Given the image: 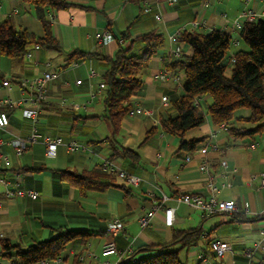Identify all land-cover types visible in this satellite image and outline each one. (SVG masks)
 <instances>
[{
    "label": "crops",
    "instance_id": "crops-1",
    "mask_svg": "<svg viewBox=\"0 0 264 264\" xmlns=\"http://www.w3.org/2000/svg\"><path fill=\"white\" fill-rule=\"evenodd\" d=\"M69 3L63 9L47 8L44 14L52 15L50 27L61 50L39 48L32 51V58L38 64L31 65L23 60L18 65L5 56H0V111L8 116V125L0 128V237L12 242L45 240L51 227L85 229L99 232L87 244L73 243L66 257L51 264H68L71 256L80 254L81 264H118L130 255L152 245L168 244L177 231L201 229L202 234L194 244L181 250L187 264H259L264 253L259 249L248 258L245 249L252 248L261 238L260 229L264 227V185L260 173L264 172V127L258 133L233 138L228 132L230 126H240V122L227 125H214L206 115L204 122L190 129L185 139L203 138L201 146L205 151L179 150L178 138L158 129L159 118L174 115L171 108H163L161 96L168 100L182 95L183 73L168 70L174 77L162 80L155 78L163 70L162 61L178 53H191L184 42L171 40L169 36L183 27L188 30L207 32L220 29L231 32L237 20L243 23L242 13L251 11L254 19L264 20V0H176L168 4L164 0H64ZM149 6V11L144 7ZM159 12L161 21L154 17ZM38 9L25 4L23 0H0V20L12 17L37 36H43V25L37 17ZM197 22L196 26L191 23ZM108 29L112 40L103 45L97 42L96 34ZM131 38L156 30L165 37L164 44L153 56L146 68L141 71L144 92L132 97L135 106L149 111L146 115H128L120 121L117 141L128 148L135 149L138 161L129 158L108 159L109 148L106 137L110 127L100 117L103 104L100 95L90 97L88 91L95 88L106 64L99 57H91L63 68L66 53L78 50L88 53L98 51L113 56L117 38L123 31ZM233 36L228 50L230 56L238 49H246L238 33ZM55 52V54H54ZM48 68L59 72L56 79L48 84L45 102L38 106V122L32 124L22 115V109L36 107L28 102L19 106L3 103L7 98L18 101L28 96L25 82L41 75ZM90 70L97 77L88 81ZM76 80H80L79 84ZM7 81L10 89L3 85ZM212 99L201 96L197 103L207 106ZM248 115L246 109H237L235 117ZM35 126L43 136H61L63 141L75 140L80 147L68 152L59 145L53 157L46 155L45 145L39 141L29 146L22 154H16L9 141L14 137H25ZM252 127V126H251ZM153 128L158 130L139 145L145 133ZM212 145H217L214 149ZM253 146V147H251ZM188 157V159H186ZM225 160L227 167L220 165ZM112 164L116 176L115 185L126 184L116 171L122 170L137 176V186H127L129 194L118 187L109 186L103 190H90L85 195L78 192L52 174L49 170L31 172L29 167L42 165L50 169L92 170ZM206 163L208 173L219 190L215 197L219 200H233L237 205L241 220L233 216L213 214L202 217L201 213L185 203H177L176 197L183 193H194L206 198L210 191L207 187L206 173L199 165ZM2 181H5L4 184ZM225 183V186H221ZM34 189L38 196L7 198L6 188ZM165 197L157 208L149 226L141 228L138 219ZM165 207H174L172 225L164 223ZM118 221L123 228L116 233L107 230L109 223ZM223 240L230 244L224 256L217 257L210 247L212 240ZM114 243L118 253L102 256L105 244ZM175 243L171 248H178ZM202 255L206 263L199 262ZM0 264H12L1 260Z\"/></svg>",
    "mask_w": 264,
    "mask_h": 264
},
{
    "label": "trees",
    "instance_id": "trees-1",
    "mask_svg": "<svg viewBox=\"0 0 264 264\" xmlns=\"http://www.w3.org/2000/svg\"><path fill=\"white\" fill-rule=\"evenodd\" d=\"M25 4L38 9L37 17L43 25V36H37L15 23L14 18L6 17L0 20V56H5L22 65L27 46L38 44L40 48L60 51L50 22L44 14L45 9L54 10L66 8L69 3L64 0H23ZM240 40L247 49H238L230 56L228 50L232 43V35L224 30L212 29L207 32L183 29L176 37L177 42H184L191 48V53L184 52L172 55L162 61L163 68L171 71L181 70L183 94L169 101V107L174 115L159 118L158 129L178 138L179 150H197L203 138L185 139V134L192 128L201 125L206 115L211 122L227 125L240 122V126L228 127L233 138H243L258 133L264 127V20H245L238 30ZM117 38V47L113 56L103 55L95 51H72L66 53L63 68L73 62L83 61L91 57H99L106 64L100 80L105 89L100 94L104 111L100 117L104 118L110 127L108 142V159L129 158L138 161L139 154L135 149L123 146L117 141L120 132V121L128 116L135 107L132 100L144 92V81L141 71L146 68L157 51L162 48L165 37L162 33L151 30L131 38L128 31ZM229 71V76L226 72ZM0 72V78H2ZM203 95L212 99L206 111L197 103ZM237 109H246L248 115L235 117ZM252 126V127H251ZM157 128L148 130L139 145L145 142ZM31 172L49 170L59 180L73 187L79 195H85L90 190H103L109 186L121 188L129 194L127 184L115 185V174L101 167V169L81 170L50 169L42 165L27 168ZM127 185V186H126ZM131 187V186H129ZM238 214L232 213L234 220H241ZM99 232L85 229H70L51 227L45 240L30 242H12L8 238L0 237V261L7 260L12 264H34L41 260L55 262L59 259L67 260L66 252L73 243L87 244L88 240ZM201 229H188L173 234L170 243L152 245L136 253L138 257L130 255L118 264H187L181 256V250L194 244L201 236ZM180 243L178 248H171ZM81 253L71 256L68 264H81ZM259 264H264V258Z\"/></svg>",
    "mask_w": 264,
    "mask_h": 264
},
{
    "label": "built area",
    "instance_id": "built-area-1",
    "mask_svg": "<svg viewBox=\"0 0 264 264\" xmlns=\"http://www.w3.org/2000/svg\"><path fill=\"white\" fill-rule=\"evenodd\" d=\"M168 4H172L176 0H164ZM150 7L145 6L144 11H149ZM155 19L157 21H161V15L159 12L155 13L154 15ZM242 17L245 18V20H252L254 19L253 13L251 11H246L242 13ZM47 20L49 22L52 21V15L46 16ZM193 26H196L197 22L191 23ZM243 23L241 21L237 20L234 24V29H232L231 32H228L232 35V38L235 33H238V30L241 28ZM186 29L182 28L181 30ZM181 30H176L172 33L169 38L171 40H176V37L178 36L179 32ZM97 42L106 45L112 40V35L108 29H104L101 32L96 34ZM234 39V38H233ZM232 39V40H233ZM119 42H122V38L119 37ZM40 47L38 44H32L27 46L25 53H24V59L27 60L31 65L38 64V61L32 58V51L38 50ZM172 52H175L178 54L177 50H172ZM78 62H73L72 65H77ZM59 75V72L55 69L48 68L47 70L43 71L41 75L34 76L30 80L25 82V86L28 91V96L26 98H22L18 101H13L10 98H7L3 103L19 106L28 102L36 103V107L33 108H24L22 109V115L32 122V124H36L38 122V106L40 103L45 102V99L47 97V90H48V84L52 82L54 79H56ZM87 78L89 83L91 80H93L95 77H97V73L94 70H90L87 74ZM174 77L168 70L163 69L156 73L155 78H159L162 80H166L168 78ZM81 81L76 80V83L79 84ZM91 84V83H90ZM3 85L7 86L10 89V85L7 81H3ZM92 85V84H91ZM105 89V84L99 79L95 85L94 89H91L88 91V94L90 97L98 96L102 94L103 90ZM160 103L163 108L169 107V100L166 96H161ZM149 111L141 108L140 106H135L132 110L129 111L128 115H146ZM8 125V116L4 111H0V128H5ZM41 141L45 145L46 149V155L48 157H53L55 155V151L59 145H63L68 152H75L79 149L80 144L75 140H70L68 142L63 141L61 136H43L41 135L35 128V126L32 127L31 131L25 136V137H14L9 141L10 146L14 149L16 154H22L24 153L30 145L37 143ZM214 149H217V145H212ZM253 147V146H251ZM198 151L204 152L205 147L200 146ZM188 159V157H186ZM220 165L223 167H227V163L225 160H221ZM114 166L112 164H108L104 166V169L108 171H115ZM199 170L202 173H206V180H207V187L210 191L209 195L204 198L201 195L194 194V193H188L183 192L179 194L176 197L177 203H185L189 205L190 207L197 209L201 216L206 218L213 214H222V215H231L232 213H235L239 211L237 205L233 200H219L215 197V193L218 192L219 188L214 182L212 175L208 173V168L206 163H201L199 165ZM119 178L123 179L125 183L129 186H137L140 178L131 174H128L122 170L116 171ZM260 181L261 185H264V172L260 173ZM4 184L5 181H2ZM221 186H225V183H222ZM4 195L7 198H22V197H29L31 199H35L38 196L37 191L34 189H22L15 186V188H6L4 190ZM165 197H162L160 201L155 202V204L148 210L145 214L139 217L138 223L141 228H145L149 226L150 221L152 217L155 215V212L157 208L163 203V200ZM1 205V201H0ZM174 207H165L164 209V223L166 225H172L173 219H174ZM123 228L122 224L118 221H114L112 223H109L107 226V230L111 233H116L117 231L121 230ZM260 235L261 238L254 244L252 248L245 249V254L248 258L251 257L253 254V251L256 249H259L262 253H264V227L260 229ZM210 247L214 251L215 255L217 257L224 256L225 252L230 250V244L223 240H212L210 242ZM118 253V250L116 249L114 243H108L105 244L101 250V255H111ZM197 260L199 262L206 263L207 259L203 257L202 255L197 256ZM51 261L47 260H41L34 264H51ZM105 264H108V262H105Z\"/></svg>",
    "mask_w": 264,
    "mask_h": 264
},
{
    "label": "rangeland",
    "instance_id": "rangeland-1",
    "mask_svg": "<svg viewBox=\"0 0 264 264\" xmlns=\"http://www.w3.org/2000/svg\"><path fill=\"white\" fill-rule=\"evenodd\" d=\"M246 49H247V46H246ZM55 54V52H54ZM226 75L229 76V71L226 72ZM202 108H204V105H202Z\"/></svg>",
    "mask_w": 264,
    "mask_h": 264
}]
</instances>
